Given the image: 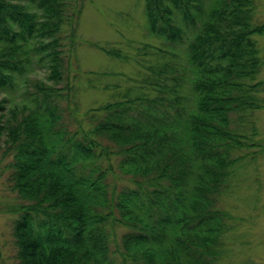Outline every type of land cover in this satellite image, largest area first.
Instances as JSON below:
<instances>
[{
	"label": "trees",
	"instance_id": "16d2710c",
	"mask_svg": "<svg viewBox=\"0 0 264 264\" xmlns=\"http://www.w3.org/2000/svg\"><path fill=\"white\" fill-rule=\"evenodd\" d=\"M83 2L0 0V91L15 93L21 82L26 93L16 101L21 113L0 112L22 199L18 262L214 264L229 228L216 201L246 135L230 115L253 106L245 79L260 66L251 35L264 28L250 21L252 0H214L208 10L199 0H145L150 32L190 36L191 96L139 93L69 127L57 84L70 70ZM41 68L46 76L31 81ZM111 155L130 183L110 184Z\"/></svg>",
	"mask_w": 264,
	"mask_h": 264
},
{
	"label": "rangeland",
	"instance_id": "374dc122",
	"mask_svg": "<svg viewBox=\"0 0 264 264\" xmlns=\"http://www.w3.org/2000/svg\"><path fill=\"white\" fill-rule=\"evenodd\" d=\"M199 1L204 10L214 4V0ZM252 9L250 21L264 28V0H252ZM205 18L206 14L196 19L197 28ZM251 36L260 66L253 79L245 80L253 84L254 104L240 116L230 115V126L246 134L242 138L246 144L233 153L243 157L228 188L216 201L217 207L229 214V228L223 237L221 256L214 264H264V29ZM189 39L188 35L181 41H171L150 32L145 0H84L70 70L57 84L64 94L61 102L69 127L79 122L87 125L92 112L103 113L100 106L139 93L164 94L167 98L178 93L182 99L191 96L186 54ZM44 75L46 71L41 68L29 78L32 81ZM25 94L21 82L15 93L0 91L4 107L0 112L5 117L14 109L21 113V102L16 101ZM5 139L1 134L0 264H19L13 224L18 215L16 205L22 199L12 188L13 151ZM111 157L114 164L108 181L119 187L129 181ZM116 231H122V227H116Z\"/></svg>",
	"mask_w": 264,
	"mask_h": 264
}]
</instances>
